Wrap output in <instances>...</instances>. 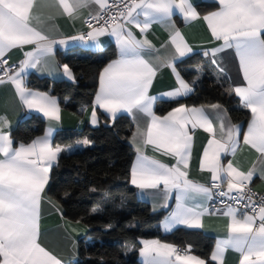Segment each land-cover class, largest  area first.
<instances>
[{"label":"snow or ice","instance_id":"1","mask_svg":"<svg viewBox=\"0 0 264 264\" xmlns=\"http://www.w3.org/2000/svg\"><path fill=\"white\" fill-rule=\"evenodd\" d=\"M216 2L218 10L203 16V20L212 38L222 44L206 51L205 55L215 57L225 49H235L246 86H237L231 91L251 112L247 131L242 134L243 144L264 159V0ZM55 3L69 17H74L79 9L90 3L99 6V10L95 14L90 13V20L86 21L92 31L86 36L71 39L96 42L98 37L106 34L116 38L120 57L110 62L99 76V91L95 96L91 123L97 124V106L113 118L121 111L132 114L134 118L137 112L148 117L145 128L137 125L134 139L139 135L144 145L171 155L175 164L138 155L131 170V183L142 190L161 189L163 186L165 207L175 190L176 209L169 216L166 230L178 224L201 227L204 210H198L199 205L191 206L189 201L197 197L211 199V188L220 189L225 180L227 192L221 190L220 196H229L237 203L247 199L249 204L244 206L255 208L248 189L256 172L255 165L243 171L231 161L226 167L222 164V155L237 151L241 136L238 125H226L220 114L218 124L214 123L203 106L188 108L181 105L164 116L153 112L156 97L150 96L148 90L158 67L150 58L152 53H155L154 59L159 65L173 69L178 87L165 95L175 99L192 91L191 85L175 72L177 58L191 53L192 48L174 25L168 42L174 51L165 53L155 49L146 38L138 39L127 25H133L144 33L153 22L170 21L174 10L185 20L200 19L190 0H120L119 3H110L109 0H55ZM35 6L36 0H0V83L5 82L6 77L28 109L43 113L50 121L59 122L60 108L55 98L30 90L22 75L26 69L36 68L45 57L54 54V45L66 43L64 39L50 38L37 27L40 21L34 11ZM105 10H109L107 18ZM141 16L143 20L139 19ZM91 20L96 24L93 25ZM25 45H34V48L24 53L25 59L18 69L4 67L8 65L6 54ZM63 72L74 80L68 65H63ZM211 108L219 109L220 105L213 104ZM6 124V118L0 117V264H62L56 255L39 243V210L52 162L58 159L63 149L53 146L51 135L54 129L51 127L43 137L28 145L14 147L10 133L3 131ZM189 124L209 133L200 168L211 173V188L188 177L192 141ZM82 143L89 144L90 141L85 139ZM140 151L138 147L137 152ZM261 175L264 178V169H261ZM224 215L230 218L227 225L229 236L217 244L211 259L216 264H223V254L231 247L241 253L240 264H264V204L259 206L258 215L245 213L238 217L232 207ZM141 243L140 255L146 258L145 264H206L204 259L189 254L190 248L181 252L174 245L160 240H142Z\"/></svg>","mask_w":264,"mask_h":264},{"label":"trees","instance_id":"2","mask_svg":"<svg viewBox=\"0 0 264 264\" xmlns=\"http://www.w3.org/2000/svg\"><path fill=\"white\" fill-rule=\"evenodd\" d=\"M200 7L207 11L216 6L210 3L208 7L205 4ZM56 56L62 66L68 65L74 73L75 82H55L30 75L28 87L48 93L64 109L82 115L93 104L100 71L117 58V50L110 45L102 51L72 49ZM176 64L194 92L178 101L157 102L156 114L162 116L181 105L220 104L235 124L249 123L251 112L231 91L228 78L202 53H193ZM197 75L201 76L198 81ZM98 115V126L58 131L53 138V146L72 148V151H64L58 165L51 170L48 196L62 205L68 221L80 222L88 228L87 235L79 241L78 260L67 264H142L138 257L142 240H160L184 250L190 248L189 254L201 257L206 264H214L210 259L214 238L183 228L164 234L160 223L168 211L153 212L147 202L138 198L130 181L135 156L128 142L134 128L131 120L126 116L112 120L101 112ZM45 129L42 117L24 115L10 135L16 147L30 144ZM85 139L90 143L83 144Z\"/></svg>","mask_w":264,"mask_h":264},{"label":"crops","instance_id":"3","mask_svg":"<svg viewBox=\"0 0 264 264\" xmlns=\"http://www.w3.org/2000/svg\"><path fill=\"white\" fill-rule=\"evenodd\" d=\"M195 11L201 17L200 19H191L185 20L183 15L178 11L174 10L173 16L170 21L164 22H153L151 26L147 29L146 32L141 33L138 28L133 25H127V28L130 29L133 34L138 39H147L151 42L155 49H160L161 53H165L168 51H174L171 48L169 42V35L172 30V25L175 28L179 29L182 33L184 39L188 43V45L192 48V52L186 54L184 57H178L175 61V72L179 73L182 77L181 73L178 70L177 64L180 60L188 57L193 53H202L207 60L213 63L217 70L225 75L230 83L231 89L237 86H246V82L243 80L242 73L239 70L238 58L235 55V49H225L222 52L218 53L215 57L211 55H205V52L219 47L222 42L214 40L211 36V32L207 27V24L203 20V16L208 15L214 11H217L219 8L216 0H190ZM210 3L215 4V8L213 10L203 11L200 5L209 6ZM99 10V6L95 3L88 4L87 7L79 9L78 13L74 17H69L63 14L62 9L56 5L55 0H36L35 13L39 16V23L37 27L46 35H48L52 39H64L66 43L56 44L54 45V54H51L45 57L41 64L37 65L36 68H28L22 74L24 76V83L28 87L29 76L34 75L39 78H50L56 81L67 80L70 82H75L66 76L63 72V66L60 64L58 60V52L66 54L68 51L72 49H80L85 51H102L106 49V47L113 45L117 50V58L120 57V48L116 42V38L111 35H103L97 38L96 42L92 41H80L71 39L72 37L85 35L92 31L86 26L87 19L90 18V13L95 14L96 11ZM140 20H143V17H139ZM33 23H36L34 20ZM110 31V29H109ZM162 45H168L167 48H162ZM34 45H25L23 48H15L10 50L5 59L9 61L11 64H20L21 61L25 59L24 53L27 51L33 50ZM155 53H152V58L154 63H157L158 71L156 76L153 78L152 84L148 90V94L150 96L156 97V100L153 104V112L156 114L155 109L157 106V102L165 101H178L190 96L194 92V87L182 77L185 81H187L191 87L192 91L187 95L179 96L175 99L165 95L166 93L173 91L178 87L176 75L171 67H165L159 65L158 62L154 59ZM146 58H149L146 56ZM114 59V60H116ZM112 60V61H114ZM110 61V62H112ZM109 62V63H110ZM108 63V64H109ZM107 64V65H108ZM106 65V66H107ZM104 66V68L106 67ZM103 71V70H102ZM99 73V76L101 72ZM99 76H98V89L95 91L97 94L99 91ZM29 88V87H28ZM30 90L38 93H43L41 91H37L29 88ZM234 93V91H232ZM49 95L48 93H45ZM95 94V96H96ZM235 94V93H234ZM51 96V95H49ZM53 97V96H51ZM238 100L240 98L236 96ZM54 98V97H53ZM59 108L61 119L59 122L50 121L46 118L43 113L38 112L34 109H28L20 100L19 96L16 93V89L11 82L7 80L3 83H0V117L6 118L7 124L4 126L3 131L6 133H12V131L16 128L19 120H21L24 115H38L42 117L46 122V129L43 135L39 137H43L48 129L51 127L54 129L51 135V142L53 144V138L58 131L64 130H80L83 129L84 126L90 125L96 127L99 125V115L98 112L103 113L107 118L114 120L119 116L128 117L133 124V132L129 139V145L134 150V161L133 165L136 163L138 155H146L150 158L161 161L162 163H166L169 165L175 164V159L168 154H165L163 151L155 150L151 145H144L142 137L139 135L135 136L134 133L137 132V125L139 124L140 128L143 129L146 126V122L148 121V117H146L143 113H135V118L132 114L121 111L116 114L113 118L109 113L105 112L103 109L96 107L97 114V124L93 125L91 123V113L94 107L93 104L83 110V114L79 115L75 112L64 109L60 106L57 99L55 98ZM241 105L246 108L240 100ZM220 105V104H218ZM185 106V105H184ZM205 113L209 115V118L216 124H218V114H220L225 124L231 123L233 125H238L241 130L240 143L237 147V151L235 154L231 152L222 155V164L226 167L227 163L231 161L234 166L238 169L247 171L255 165L256 172L253 176V179L249 185L252 186L256 191L264 193V178L261 175V169H264V159L260 158V154L257 153L250 146L243 144V133L247 131L248 124L245 126L239 123H236L231 119L229 113H227V109L220 105L219 109L211 108V105H202ZM202 106H196V108H200ZM179 107V106H178ZM187 107V106H186ZM176 108V107H175ZM192 108V107H188ZM174 109V108H173ZM172 109V110H173ZM170 110V111H172ZM169 111V112H170ZM250 112V110L248 109ZM168 113L164 114L167 115ZM157 116H161L156 114ZM162 115V116H164ZM251 120V119H250ZM250 122V121H249ZM189 133L192 136L191 141V157L189 162L188 177L190 180L208 186L211 188V184L213 183L211 180V173L207 171H202L200 168V159L203 153V150L207 144L209 137V133L205 132L203 129L196 127L192 128V126L188 125ZM11 136V135H10ZM12 138V137H11ZM38 138V137H37ZM36 138V139H37ZM13 140V139H12ZM35 140V139H34ZM33 140V141H34ZM28 145V144H27ZM14 146V141H13ZM15 147V146H14ZM18 147V146H16ZM140 148V153L137 152V148ZM63 151H72V148H64L61 147ZM59 157L56 161L52 162L51 169L48 173V182L45 186L44 192L42 194L40 210H39V243L46 250H49L54 255L57 256L62 261V264H67L71 261H76L79 258V241L84 238L88 233V228L80 223V222H72L68 221V219L64 216V210L62 209V205L56 201L55 199L48 196V187L50 183L51 170L56 167L59 163ZM131 167V168H132ZM131 181V180H130ZM132 184V183H131ZM224 189L227 192V181L225 180L222 183ZM136 188V193L138 198L144 202H147L153 212H163L168 211L163 221L160 223V230L164 234H170L175 229L183 228L201 231L205 235L214 238L215 246L211 253L216 249L217 244L220 241H223L228 238L229 233L227 230V225L229 223V217L224 215L226 211H228L229 207H216L211 209V205L213 204V199H206L203 197H197L196 199L189 201L191 206L199 205L198 210H204V215L201 217V227H188L184 224H178L172 227L170 230H166L165 225L168 222L170 214L176 209V192L173 190L170 198L167 200V207L164 206V193L161 189H139L135 185L132 184ZM212 195V190H211ZM234 209V208H233ZM236 210V209H235ZM237 216L242 217L244 213L236 210ZM257 225L259 224V220L257 219ZM141 248L143 247L142 243ZM169 244V243H168ZM175 246V245H174ZM176 247V246H175ZM140 248V249H141ZM177 248V247H176ZM194 255V254H191ZM139 260L142 264H145V257L140 255L139 251ZM199 257V256H197ZM201 258V257H199ZM174 259V257H173ZM202 259V258H201ZM211 259V257H210ZM255 260V257H253ZM211 261L216 264L215 261L211 259ZM241 261V253L236 251L235 249L229 247L225 250L223 254V264H240ZM206 262V261H205ZM259 264V262H257Z\"/></svg>","mask_w":264,"mask_h":264},{"label":"built area","instance_id":"4","mask_svg":"<svg viewBox=\"0 0 264 264\" xmlns=\"http://www.w3.org/2000/svg\"><path fill=\"white\" fill-rule=\"evenodd\" d=\"M109 2L110 3H119L120 0H109ZM125 2H127V0H125ZM110 11L115 12L116 9H111ZM108 12H109V10H105V13H104L105 18H107ZM89 20H90V18L87 19V21H89ZM91 23L93 25H95L96 21L95 20H91ZM100 23L103 24L104 21L101 20ZM86 26L89 29H91L89 27L88 23H86ZM8 66H12L13 68L18 69L19 64H11L8 61V65H5L4 67H8ZM6 80H7V78L5 77L4 81H6ZM248 189H250V193L252 194V201L255 202V205H256L255 208H253L252 206H249V207H245L244 206L245 204H249V201L247 199L237 203L235 200L230 199L229 196H220L219 192L221 190L226 192V190L224 189L223 185H221L220 189L211 188V190H212L211 197L213 199V202H212L213 204L211 205L210 208L213 209V208H216V207H232V208H234V209H236L239 212H242L244 214L246 213L248 215H258L259 206L264 204V193L256 191L254 188H252L251 185H248ZM231 195H235V193H232ZM177 249L179 251H181V252L185 251L184 249H182L180 247H177Z\"/></svg>","mask_w":264,"mask_h":264},{"label":"rangeland","instance_id":"5","mask_svg":"<svg viewBox=\"0 0 264 264\" xmlns=\"http://www.w3.org/2000/svg\"><path fill=\"white\" fill-rule=\"evenodd\" d=\"M199 72V71H198ZM201 75V74H200ZM200 75H197V77H196V81H198L200 78H201V76Z\"/></svg>","mask_w":264,"mask_h":264}]
</instances>
